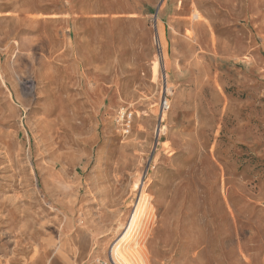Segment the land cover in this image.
Wrapping results in <instances>:
<instances>
[{"label":"rangeland","instance_id":"obj_1","mask_svg":"<svg viewBox=\"0 0 264 264\" xmlns=\"http://www.w3.org/2000/svg\"><path fill=\"white\" fill-rule=\"evenodd\" d=\"M143 194L149 264H264V0H0L3 258L107 259Z\"/></svg>","mask_w":264,"mask_h":264},{"label":"bare ground","instance_id":"obj_2","mask_svg":"<svg viewBox=\"0 0 264 264\" xmlns=\"http://www.w3.org/2000/svg\"><path fill=\"white\" fill-rule=\"evenodd\" d=\"M151 209L152 206L148 194H143L142 199L129 215L127 223L125 224V227L123 228L119 238L111 245V252L114 261L116 260L114 256V250L122 248L124 245V248L126 247V252L133 262L136 264H149V257L146 250L145 241L151 226L150 221L147 222L146 218L150 213H152ZM151 219L153 220V218ZM127 233L129 237L126 239L125 236H127ZM140 234L141 237L139 236Z\"/></svg>","mask_w":264,"mask_h":264},{"label":"crops","instance_id":"obj_3","mask_svg":"<svg viewBox=\"0 0 264 264\" xmlns=\"http://www.w3.org/2000/svg\"><path fill=\"white\" fill-rule=\"evenodd\" d=\"M77 246L73 247L68 241H61L57 247L56 255L52 256L48 251H44V255L37 256L35 252H31L29 256L17 255L3 258L0 253V264H73V260H69V256L75 253ZM69 253V255H68Z\"/></svg>","mask_w":264,"mask_h":264},{"label":"built area","instance_id":"obj_4","mask_svg":"<svg viewBox=\"0 0 264 264\" xmlns=\"http://www.w3.org/2000/svg\"><path fill=\"white\" fill-rule=\"evenodd\" d=\"M166 106L168 107V105ZM132 117V113L127 109H121L119 113V121L125 124L127 127H130V125L132 124ZM91 264H116V262L113 259L112 252H110L107 259H96Z\"/></svg>","mask_w":264,"mask_h":264}]
</instances>
